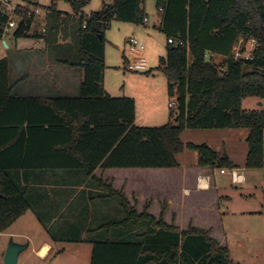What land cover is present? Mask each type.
Here are the masks:
<instances>
[{
	"label": "trees",
	"instance_id": "obj_1",
	"mask_svg": "<svg viewBox=\"0 0 264 264\" xmlns=\"http://www.w3.org/2000/svg\"><path fill=\"white\" fill-rule=\"evenodd\" d=\"M56 1L47 9L44 32L39 37L54 54V63L78 68L83 77L76 96H54L51 101L39 102L13 93L8 61L0 60V233H6L31 209L26 189L13 178L12 171L81 169L95 179L98 169L175 168L176 155L184 149L198 154V165L215 166L218 156L210 148L181 142L184 130L199 129L248 130L245 167H264V110L242 109L246 98L264 99V0H156L157 10L162 9L159 28L167 39L159 69L166 78L168 97L175 101L169 114L175 124L168 122L161 127L136 126L134 100L112 97L103 85V31L112 20L143 23L144 0L103 4L100 12L90 14L85 29L82 19L75 16L89 0H65L72 16L57 11ZM64 17L78 25L71 35L62 30V40L71 38V44L57 40L59 24L67 25ZM33 22V18L23 16L14 38L29 37ZM4 24L0 12V37ZM251 38L259 43L252 58L234 61L237 42ZM207 54L212 55L208 60ZM214 56L226 59L217 65ZM31 104L37 107L29 113L32 117L20 119L19 111ZM37 131L46 132L48 140L54 136L57 142L44 147L43 152L59 160L33 157L38 152L25 140ZM17 150L21 152L17 161L10 160ZM226 161L219 160L217 166L234 168ZM98 182V187L117 199L125 217L98 228L104 236L85 239L92 245L89 264H234L228 249L208 231L167 224L163 211L158 218L146 210L138 214L124 194ZM131 222L135 227L128 230ZM46 230L52 238L50 229Z\"/></svg>",
	"mask_w": 264,
	"mask_h": 264
},
{
	"label": "crops",
	"instance_id": "obj_2",
	"mask_svg": "<svg viewBox=\"0 0 264 264\" xmlns=\"http://www.w3.org/2000/svg\"><path fill=\"white\" fill-rule=\"evenodd\" d=\"M142 8L144 10L143 4ZM43 21L44 19L40 23H35V28H31L29 37L15 39L13 34L0 37V60L8 61L9 83L12 85V91L16 96L36 98L39 102L51 101L54 96H76L72 95L73 92L69 93L70 86L67 81L69 77L74 76L78 80L77 87L82 80L83 73L78 68L54 63V54L48 51L45 39L39 37L44 32V28L40 31L38 27ZM157 23L159 25L160 20ZM39 31L41 33H38ZM67 74L70 75L67 76ZM157 87L155 88L156 92L161 89L159 86ZM166 90L167 87L163 94L159 91L156 95L149 97L163 100L164 104L168 97ZM35 107V104H31L25 108L26 110L19 111V118L25 119L24 116L27 115L32 117L29 113L32 114L33 110L37 108ZM40 119L42 118L40 117ZM137 119L135 107V124ZM44 128L48 127L44 125ZM47 137L46 132L37 131L25 141L34 152L37 150L38 154L33 153V157L42 156V159L38 158L37 160L46 161L50 157L51 161H57L59 158L54 154L50 155V152L47 151L45 155L43 152L44 147L53 146L57 142H54V136H50L49 140ZM185 150L188 149H184L176 155L177 166L175 168L98 169L93 174L95 179L81 169L12 171L13 178L22 188L26 189V197L31 209L18 218L6 233H0V235L10 237L16 243H27V249L32 248L31 251L40 259H46L52 252L57 254L63 249L60 247V250L58 247V245L62 246L63 243L62 245L57 244L46 228H49L51 233L53 232V236L61 239L70 238L68 237L70 235L69 227L73 224L83 229V231L77 232L78 235L81 233L83 235L87 230H90L92 236L94 233L99 237L104 236L105 234H100L101 230L98 231V228L109 223L120 222L125 216L123 215L122 219L120 212L118 214L112 212L116 209L111 206V200H115L117 208L121 210L122 208L115 197L108 195L107 190L98 187V180H100L101 184L110 185L114 191L124 194L138 214L146 210L149 215L158 218L163 211V219L167 224H173L183 230L189 227L203 229L208 231L209 235L219 244H227V234L229 232L235 233L236 230L225 229V225H227L225 220L226 218L229 220L230 216L228 213L226 214L223 205L227 203L240 204L243 198L250 199L254 195H245L247 187L250 185L252 186L250 188L253 189L264 187V184L261 185L259 181L260 178L257 179L258 182L256 181V177H259L258 173L264 167L262 169L235 167L228 153L224 152L225 154L220 155L213 149L211 150L218 156L216 165L202 167L198 165V154L193 159L189 154H184L186 153ZM20 153L19 150L12 153L10 160L17 161ZM44 156L46 158H43ZM222 159H226V162L234 168L217 166L219 160ZM220 170H225L226 174H221ZM231 170L240 174V182H232L231 176L228 174ZM250 181L253 182L250 184ZM254 199L257 200L255 197ZM262 199L263 205H259L264 208V193ZM262 212L250 211L249 215H256V213L260 215L259 218L258 216L254 217L260 220L259 232L263 234L264 212ZM28 213H31L37 223L35 232L44 236L36 250L33 247L34 242L29 235L30 233L16 228V225L24 219H30L27 216ZM84 221L85 226H83ZM77 222L79 225L76 224ZM93 223L94 229H91ZM228 226L231 227L229 222ZM94 230L97 231L94 232ZM33 235H35L34 232ZM45 236L50 237L54 245ZM87 245L91 244L87 243ZM226 247L229 251L228 245ZM5 249L2 252V257ZM41 250L45 256H39L38 253Z\"/></svg>",
	"mask_w": 264,
	"mask_h": 264
},
{
	"label": "rangeland",
	"instance_id": "obj_3",
	"mask_svg": "<svg viewBox=\"0 0 264 264\" xmlns=\"http://www.w3.org/2000/svg\"><path fill=\"white\" fill-rule=\"evenodd\" d=\"M38 7L35 8L39 14L35 15L32 29L35 28V23H40L46 16L47 9L50 7L53 0H32ZM113 0H89V3L81 10L83 16H90L92 13L100 12L103 4H111ZM144 16L148 19L146 24H132L124 23L116 20H112L103 31L104 35V75L103 85L105 91L112 97H129L134 99L137 120L136 126L138 127H161L168 122L175 124V121L169 119L170 107L168 106L171 101L167 97L165 103L163 100H156L154 96L159 91L163 94L167 87L166 78L159 69L160 59L165 57L167 39L165 34L161 31L158 25V20L161 16L156 7V0H144ZM55 8L66 15H71V9L69 3L65 0H57L55 2ZM66 18V17H64ZM36 19V20H35ZM63 23L59 24V33L57 40L60 42H68L71 44V38L62 40L63 32L72 34L70 31H77L78 25L73 23L71 18H66ZM64 26V27H63ZM34 27V28H33ZM39 30L45 28V22L43 21L39 26ZM74 30V31H73ZM38 33H41V32ZM13 34V33H11ZM69 35V37H71ZM5 37V36H4ZM3 38V37H2ZM131 38L138 40L144 46L143 58L146 62V70L144 71H129L126 66L125 56L127 54L128 42ZM242 40H239L240 42ZM253 41L255 49L259 47V43L256 39L251 38L243 40L242 45L249 44ZM235 45L232 56L237 50L238 43ZM244 42V43H243ZM255 42V43H254ZM1 53V51H0ZM210 57H206L208 60ZM213 62L217 65L223 62L226 57L221 58L214 56ZM218 60V61H217ZM191 56L188 55V62L190 63ZM218 62V63H217ZM70 74H67V76ZM148 77V78H147ZM77 79L72 76L68 78L67 84L69 87V93L72 95L78 94L79 84L76 87ZM159 86L156 92V87ZM158 88V87H157ZM167 91V90H166ZM153 94V95H151ZM71 95V94H69ZM174 108V107H172ZM242 109L244 110H264V99L249 97L242 101ZM248 136V130L245 129H224V130H184L180 136L183 144L192 143L193 145H205L210 149L217 151L220 155L228 153L230 160L234 163L235 167H245L244 159L248 152V143L246 141ZM184 154L190 155L193 159L196 158L197 153L195 151L185 150ZM225 152V153H224ZM259 177H256V181L260 178L261 185L264 184V169L258 173ZM253 182V181H252ZM249 182L250 184L252 183ZM258 182V181H257ZM247 187L245 195L252 194L250 199L243 198L240 204H224L223 208L226 210V214H229V220H225V229L236 232H229L227 234V244H220L222 247L228 245L229 258L234 264H264V232H259L260 215L258 213L249 215L250 211L264 212L263 205V193L264 187L258 189ZM246 189V188H245ZM254 197L257 199L255 200ZM260 200V201H259ZM111 206L116 210L112 212H120L123 219V212L120 208H117L115 200H111ZM262 212V213H263ZM30 219H24L21 223L16 225V228L22 229V231L29 232L33 239V247L36 250L38 245L42 242L43 235L35 232V225L37 224L31 213H28ZM234 214V215H233ZM254 216H258L255 218ZM228 222L231 227L228 226ZM96 223V222H95ZM224 223V224H225ZM76 224L79 225V222ZM85 221L83 226H85ZM135 224L133 222L127 227L128 230L133 229ZM91 229H94V223ZM138 230V228H136ZM41 230V228H38ZM183 230V229H182ZM83 231L77 225L74 224L69 227L70 238L56 237V243L61 244L63 249L57 252H52L46 259H40L31 251L32 248L23 251L19 257L17 264H89L91 257V245H87L85 239L98 237L95 233L78 235L77 232ZM139 231V230H138ZM32 232V233H31ZM33 232L35 235H33ZM55 233V232H54ZM77 233V234H76ZM103 233V232H101ZM42 234V233H41ZM53 235V232H52ZM51 241L50 237L45 236ZM54 237V236H53ZM52 237V238H53ZM10 237H3L0 235V264L3 263L2 252L6 248ZM55 239V238H53ZM21 240V239H18ZM54 245V242L51 241ZM26 244V243H24ZM57 246V245H55ZM227 248V247H226ZM45 256V255H44Z\"/></svg>",
	"mask_w": 264,
	"mask_h": 264
},
{
	"label": "built area",
	"instance_id": "obj_4",
	"mask_svg": "<svg viewBox=\"0 0 264 264\" xmlns=\"http://www.w3.org/2000/svg\"><path fill=\"white\" fill-rule=\"evenodd\" d=\"M38 5L32 0H0V12L2 17L5 19V24L2 28V37L7 34L15 32L23 16L30 19L39 14L37 9ZM158 12L161 14L162 9H158ZM76 19H82V28L85 29L87 25L88 16H83L78 14L75 16ZM148 23V19L145 17L143 19V24ZM243 41V40H242ZM242 41L238 42V48L233 55V60L237 61L239 59L250 60L253 56V51L255 47L253 41L249 44L242 45ZM169 43H173L172 40H168ZM244 43V42H243ZM255 43V42H254ZM182 45V43H180ZM144 46L138 40L131 38L128 42L127 54L125 56L126 66L129 71H144L146 70V62L143 58ZM211 57L209 54L206 57ZM175 106V101L169 103V107L172 108ZM263 156H264V134H263ZM221 174H226L225 170H220ZM231 176L232 182H240V174L237 171L231 170L228 172ZM199 186V185H198Z\"/></svg>",
	"mask_w": 264,
	"mask_h": 264
},
{
	"label": "water",
	"instance_id": "obj_5",
	"mask_svg": "<svg viewBox=\"0 0 264 264\" xmlns=\"http://www.w3.org/2000/svg\"><path fill=\"white\" fill-rule=\"evenodd\" d=\"M101 38V37H100ZM28 248V244H20L9 238L8 244L6 246L3 263L4 264H17L19 255Z\"/></svg>",
	"mask_w": 264,
	"mask_h": 264
},
{
	"label": "bare ground",
	"instance_id": "obj_6",
	"mask_svg": "<svg viewBox=\"0 0 264 264\" xmlns=\"http://www.w3.org/2000/svg\"><path fill=\"white\" fill-rule=\"evenodd\" d=\"M39 256H44V252H43V250H41V251H39Z\"/></svg>",
	"mask_w": 264,
	"mask_h": 264
}]
</instances>
